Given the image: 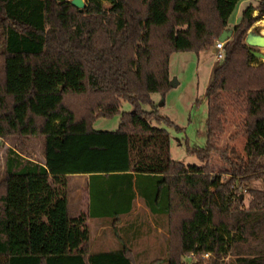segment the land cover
Wrapping results in <instances>:
<instances>
[{
  "label": "trees",
  "instance_id": "1",
  "mask_svg": "<svg viewBox=\"0 0 264 264\" xmlns=\"http://www.w3.org/2000/svg\"><path fill=\"white\" fill-rule=\"evenodd\" d=\"M240 1L85 0L80 11L70 0H0V140L71 136L95 149L106 148L109 135L110 145L123 146L120 170L104 171L123 173L91 175L88 213L74 219L65 174L9 149L0 181V264H135L117 229L118 249L89 252L84 224L110 215L116 227L136 194L152 215L166 217L173 264L189 255L198 257L193 264H264V186L248 188L264 181V61L245 43L264 19V0L243 10L206 89V146L187 150L199 166L170 159L169 135L156 126L172 123L152 99L171 88L170 56L213 50ZM224 97L244 116L243 155L214 145L224 132ZM123 101L133 111L121 113L115 132L92 129L97 118L119 114ZM213 155L226 170L213 173ZM121 178L127 190L118 189ZM108 194L117 200L108 204Z\"/></svg>",
  "mask_w": 264,
  "mask_h": 264
},
{
  "label": "rangeland",
  "instance_id": "2",
  "mask_svg": "<svg viewBox=\"0 0 264 264\" xmlns=\"http://www.w3.org/2000/svg\"><path fill=\"white\" fill-rule=\"evenodd\" d=\"M258 1L241 0L228 19V29L231 30L238 24L241 14L247 5L255 6ZM104 7L107 8L108 5L105 3ZM249 32L264 36V27L261 20L254 23ZM247 46L252 51H260L264 54V49H258L249 44ZM258 61L263 62L260 59ZM219 64L220 62L215 60L212 50L200 53L176 52L170 56L169 79L174 86H170L171 88L163 97L158 94L153 98V101L156 104L155 111L161 119L169 120L172 123V126L161 124L156 127L167 131L170 142L169 155L174 162L182 163L185 166L200 165L197 157L188 153L187 150L206 146L208 104L205 92L212 80L214 69ZM223 101L226 107V114L222 118L224 132L214 141V145L220 149L226 146H234L243 155L245 143L242 130L243 113L240 108L234 107L232 101L228 100L227 97H224ZM161 102L163 103L162 107L159 106ZM132 111V105L123 101L119 114L110 118H97L92 122V129L94 131L113 133L119 126L121 113ZM141 111L147 113L151 111V108L142 106ZM105 138L106 142H103V145L106 148L96 147L95 149L84 147L88 143L86 140L71 136L65 137L60 141H52L47 138H26L21 140L7 138L0 140V181L5 177L4 164L9 149L25 159L44 165L50 174L52 172L63 173L66 176L67 174H73L75 168L81 167L86 170L90 167L93 172L100 171V169L102 171L120 170L117 166L122 163L123 146L122 144L110 145L113 141L112 136L107 135ZM95 151L100 153V158L93 154ZM210 167L215 174L227 169V165L217 155L212 156ZM66 170L67 172H64ZM263 186L264 181H252L248 184L249 189H261ZM242 197L244 200L243 205L246 207L249 203V195L244 193ZM136 215L140 223L146 224L144 231H147L146 235L141 238L131 252L134 263L173 264L178 257L176 251L170 246V243L173 244L174 242L167 230L166 217L163 222L151 220L147 212L142 209V206L137 209ZM115 229L116 227L107 232H102L99 226H88L87 241L84 243V247L89 252L102 250L105 248L102 238L104 235L115 238ZM203 258L205 260L209 259L208 256H203ZM228 260L229 257L224 259L226 262ZM182 261L184 264H193L198 262V257L189 255L182 258Z\"/></svg>",
  "mask_w": 264,
  "mask_h": 264
},
{
  "label": "crops",
  "instance_id": "3",
  "mask_svg": "<svg viewBox=\"0 0 264 264\" xmlns=\"http://www.w3.org/2000/svg\"><path fill=\"white\" fill-rule=\"evenodd\" d=\"M157 95H152V99ZM155 103V102H154ZM48 162H50L48 160ZM40 164V163H39ZM42 165V164H41ZM44 166V165H43ZM45 167V166H44ZM46 168V167H45ZM47 169V168H46ZM48 170V169H47ZM73 174H67L65 176L66 180V198H67V210L68 216L72 219L79 217L80 215H87L89 207V182L90 176L94 174H111V173H123L119 172H104L102 169L100 171H92L89 167L88 170L85 168H75ZM137 177L133 176L132 183L135 186ZM94 184V183H93ZM96 184V183H95ZM100 184H98L99 186ZM127 185L125 179H120L118 183V189L127 190ZM95 186V185H94ZM104 190H109L110 187L107 184L101 186ZM96 188V186H95ZM98 188V187H97ZM116 195H105L104 200L108 204L114 203L116 201ZM142 206V209L147 212L151 220L163 222L164 216L162 215H152L150 211L143 204L142 199L136 194L133 203L132 209L128 214L120 216V222L116 225L117 234L121 241L126 243V245L133 250L134 247L138 244L142 237L146 235V224L140 223L136 211L139 207ZM114 217L110 215H102L99 217H86L84 226L86 230L90 225L99 226L102 232H107L114 228ZM159 222V223H160ZM155 224V223H154ZM159 225V224H158ZM88 231V230H87ZM103 245L105 248L102 250H95L91 252H109L119 248L120 242L116 238L108 235H104L102 238Z\"/></svg>",
  "mask_w": 264,
  "mask_h": 264
},
{
  "label": "water",
  "instance_id": "4",
  "mask_svg": "<svg viewBox=\"0 0 264 264\" xmlns=\"http://www.w3.org/2000/svg\"><path fill=\"white\" fill-rule=\"evenodd\" d=\"M70 3L72 6L77 8L78 10L82 11L85 7V1L84 0H70ZM232 35V30L228 29L224 31L217 41L226 43L229 38ZM245 43L252 45L258 49H264V36L257 35L252 32H249L246 36ZM214 53V50H212ZM251 54L256 58L264 61V54L260 51H251ZM170 86L173 87V83H170ZM160 107L163 106V103L161 102L159 104Z\"/></svg>",
  "mask_w": 264,
  "mask_h": 264
},
{
  "label": "built area",
  "instance_id": "5",
  "mask_svg": "<svg viewBox=\"0 0 264 264\" xmlns=\"http://www.w3.org/2000/svg\"><path fill=\"white\" fill-rule=\"evenodd\" d=\"M224 45H225L224 42L216 41V43H215V46H214L213 50H214V57H215V60L217 62H220V61L223 60V57H224ZM204 256L207 257L208 255H204Z\"/></svg>",
  "mask_w": 264,
  "mask_h": 264
},
{
  "label": "bare ground",
  "instance_id": "6",
  "mask_svg": "<svg viewBox=\"0 0 264 264\" xmlns=\"http://www.w3.org/2000/svg\"><path fill=\"white\" fill-rule=\"evenodd\" d=\"M262 26L264 27V19L261 20ZM261 25V24H260Z\"/></svg>",
  "mask_w": 264,
  "mask_h": 264
}]
</instances>
